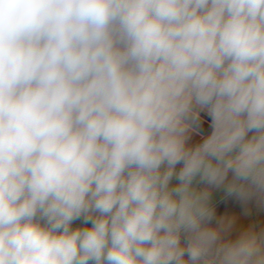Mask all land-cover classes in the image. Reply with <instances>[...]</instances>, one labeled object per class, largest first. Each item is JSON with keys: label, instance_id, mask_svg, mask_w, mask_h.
I'll return each instance as SVG.
<instances>
[{"label": "clouds", "instance_id": "9594fccd", "mask_svg": "<svg viewBox=\"0 0 264 264\" xmlns=\"http://www.w3.org/2000/svg\"><path fill=\"white\" fill-rule=\"evenodd\" d=\"M254 212L264 0H0V264H264Z\"/></svg>", "mask_w": 264, "mask_h": 264}, {"label": "crops", "instance_id": "0c3cea01", "mask_svg": "<svg viewBox=\"0 0 264 264\" xmlns=\"http://www.w3.org/2000/svg\"><path fill=\"white\" fill-rule=\"evenodd\" d=\"M216 199L219 200V196H217ZM229 208H230V210H233V211H239L238 206H236V205H229ZM251 219L264 222V212H260L259 214L254 212Z\"/></svg>", "mask_w": 264, "mask_h": 264}]
</instances>
